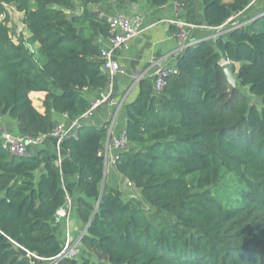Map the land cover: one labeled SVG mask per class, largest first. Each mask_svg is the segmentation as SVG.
Here are the masks:
<instances>
[{"label": "trees", "instance_id": "trees-1", "mask_svg": "<svg viewBox=\"0 0 264 264\" xmlns=\"http://www.w3.org/2000/svg\"><path fill=\"white\" fill-rule=\"evenodd\" d=\"M100 1L80 0L83 12L71 16L74 0H0V114L17 120L20 134H50L57 113L82 120L90 93L108 87L99 40L110 37V21L88 8ZM177 1L188 22L225 32L185 48L162 92L140 81L126 106L128 144L115 161L165 220L105 180L108 123H83L67 140L79 167L87 253L58 257L65 240L52 221L68 201L61 164L46 148L14 155L0 139V264H99L92 256L112 264H264V14L230 28L253 0ZM9 5L24 15L27 34L18 41ZM33 92L46 93L40 105Z\"/></svg>", "mask_w": 264, "mask_h": 264}, {"label": "crops", "instance_id": "crops-1", "mask_svg": "<svg viewBox=\"0 0 264 264\" xmlns=\"http://www.w3.org/2000/svg\"><path fill=\"white\" fill-rule=\"evenodd\" d=\"M174 1L168 0L161 7H152L147 0H138L137 2L125 0L124 3H120L118 0H101L98 3L88 5L90 10L100 11L102 16L107 19L122 12L130 15H140L143 18V27L141 33L132 40L128 49L115 50L116 74L112 84L108 85L106 89L91 92L89 95L92 101L113 90L114 104L104 103L100 105L93 115L84 121L85 124L103 126L108 123V127L110 128L113 125L116 132L125 127L127 125L126 106L138 95L140 81L143 78L151 79L158 64L177 62L179 51L177 40L174 37L175 26L170 22L178 16ZM83 10L84 6L80 0H74V8L69 10L68 13H72L71 16H73L82 13ZM263 14L264 0H255L244 11L234 14L232 17L236 21H249L255 17L257 19ZM179 15L185 17V11L180 12ZM224 32L225 30L222 27L211 29L202 26L192 31L191 39L205 38L206 40L215 41L217 35ZM102 45L109 46L108 42H104ZM45 96V92L31 93L35 105H40ZM55 119L57 123L67 120L66 116L60 113L55 114ZM18 133L17 120L12 119L9 115L0 114V139L2 142L6 136ZM107 144L108 139L105 145L106 149ZM41 148L50 150L52 158L60 159L63 182L68 196L69 210L66 209L67 204L58 210L52 221L54 230L63 239V230H65L66 224H69L74 244H81L80 239L86 231V227L78 216L77 206L78 199L83 192L78 183L79 167L69 155L68 140L63 141L58 149L56 139L49 136L39 149ZM114 155L115 151L108 148L109 160L106 165L105 180L123 190L124 196H126L129 195L130 188L134 186L129 185V181L118 173L115 164L112 162ZM108 166L111 168L110 174H108Z\"/></svg>", "mask_w": 264, "mask_h": 264}, {"label": "built area", "instance_id": "built-area-1", "mask_svg": "<svg viewBox=\"0 0 264 264\" xmlns=\"http://www.w3.org/2000/svg\"><path fill=\"white\" fill-rule=\"evenodd\" d=\"M254 1L255 0L252 1V4L254 3ZM174 6L176 8L178 16L177 18L170 20V22L175 26L174 37L177 40V47L180 54L189 45L194 44L205 38H200L197 40L191 39L192 31L202 26L192 24L188 22L184 16L179 15L180 12L184 11V5L182 2L175 0ZM255 19L256 17L250 19L249 21H236L234 17H231L228 22L231 25L230 28H235L250 23ZM109 21L110 37L107 39L99 40L102 46V54L100 58L102 62L101 68L102 71L110 79L108 85L112 84L116 74L114 61L115 50L128 49L130 47L132 40L141 33L143 27V18L140 15H130L128 13L122 12L111 16ZM220 34L222 33H219L218 35ZM104 42H108L109 46L102 45ZM178 72L179 68L177 66V62L158 64L156 72L151 78V81L154 86V91L158 93L162 92L167 86L169 78ZM104 103L114 104L113 90H110L101 95L100 97L93 99L91 101L89 109L83 115L82 120H66L65 122H58L55 129L50 134H43L37 137L28 136L20 133L10 134L6 136V138L3 140V146L14 155L25 156L29 154L30 150L39 149L45 143L49 136H53L57 141L59 149L63 141L67 140L69 137H76L78 135L79 129L82 127L84 121L89 119L93 115L95 110ZM65 116L67 118V115ZM108 130V144L107 149H105L104 153L106 157V165L109 160L108 148H111L115 151V155L112 158V162L115 164L119 153L123 151L128 144L126 126L120 128L116 132L114 130V126L112 125L110 126V128L108 127ZM131 184L132 183L129 182V185ZM64 240V249L58 255V257L77 255L79 249L74 244L69 224H67Z\"/></svg>", "mask_w": 264, "mask_h": 264}, {"label": "rangeland", "instance_id": "rangeland-1", "mask_svg": "<svg viewBox=\"0 0 264 264\" xmlns=\"http://www.w3.org/2000/svg\"><path fill=\"white\" fill-rule=\"evenodd\" d=\"M7 10L10 14V28H11V36L13 37V39L15 41H18L21 36H26V32L24 31V26H23V13L18 11L14 6H7ZM72 13L69 12V15H71ZM241 64H237V68L240 67ZM243 91L249 96L248 92L246 89H243ZM250 97V100L252 103H259V100L257 97H253V96H249ZM110 166H108V174H110ZM130 193L129 195H126L125 198H131L134 200V202L139 205V206H143L145 207L146 209H148L150 215H151V218H153L155 221H158V222H163L165 220V217H164V214L162 213H156L155 210L153 209H150V207L145 203V201L143 200L142 196L140 195V193L134 188V187H131L130 188ZM66 209L69 210V204L66 205ZM66 229H67V224H66V228L65 230H63V239L65 237V233H66ZM70 231H71V235H72V230L70 228ZM73 238V237H72ZM75 246L77 248H79L82 252V250H85L83 248V246L81 244H75ZM86 251V250H85ZM87 253V251H86ZM75 256H82V254H80V251L78 252L77 255ZM92 258L98 262L99 264H112L110 262H107L105 260H99L98 258H96L95 256H92Z\"/></svg>", "mask_w": 264, "mask_h": 264}, {"label": "water", "instance_id": "water-1", "mask_svg": "<svg viewBox=\"0 0 264 264\" xmlns=\"http://www.w3.org/2000/svg\"><path fill=\"white\" fill-rule=\"evenodd\" d=\"M223 71H224V76L226 80L235 88L237 87V77L235 74V69L234 66L231 62H225L223 64ZM109 138V135H108ZM20 251L26 255L28 254V251L25 248H20Z\"/></svg>", "mask_w": 264, "mask_h": 264}]
</instances>
